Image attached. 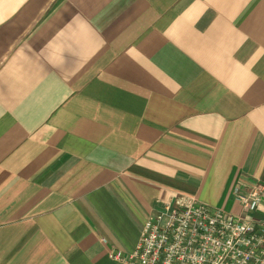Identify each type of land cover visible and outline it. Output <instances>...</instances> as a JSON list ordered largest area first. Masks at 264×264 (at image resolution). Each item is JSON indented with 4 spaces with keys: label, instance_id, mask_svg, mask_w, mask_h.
<instances>
[{
    "label": "crops",
    "instance_id": "obj_1",
    "mask_svg": "<svg viewBox=\"0 0 264 264\" xmlns=\"http://www.w3.org/2000/svg\"><path fill=\"white\" fill-rule=\"evenodd\" d=\"M257 184L264 0H0V264H123L176 196Z\"/></svg>",
    "mask_w": 264,
    "mask_h": 264
},
{
    "label": "built area",
    "instance_id": "obj_2",
    "mask_svg": "<svg viewBox=\"0 0 264 264\" xmlns=\"http://www.w3.org/2000/svg\"><path fill=\"white\" fill-rule=\"evenodd\" d=\"M237 215L187 196H176L145 220L137 247L113 250L123 264H264V225L254 212L264 197L260 184L233 190Z\"/></svg>",
    "mask_w": 264,
    "mask_h": 264
}]
</instances>
